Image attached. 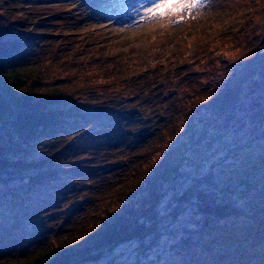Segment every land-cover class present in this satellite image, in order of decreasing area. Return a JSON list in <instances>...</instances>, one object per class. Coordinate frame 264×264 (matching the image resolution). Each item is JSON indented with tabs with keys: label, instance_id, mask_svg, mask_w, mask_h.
I'll use <instances>...</instances> for the list:
<instances>
[{
	"label": "trees",
	"instance_id": "16d2710c",
	"mask_svg": "<svg viewBox=\"0 0 264 264\" xmlns=\"http://www.w3.org/2000/svg\"><path fill=\"white\" fill-rule=\"evenodd\" d=\"M64 7L0 0V264H93L131 243L128 264H264L257 25L213 37L234 62L177 68L184 90L146 99L157 120L133 131L158 72L117 81L70 64Z\"/></svg>",
	"mask_w": 264,
	"mask_h": 264
},
{
	"label": "rangeland",
	"instance_id": "374dc122",
	"mask_svg": "<svg viewBox=\"0 0 264 264\" xmlns=\"http://www.w3.org/2000/svg\"><path fill=\"white\" fill-rule=\"evenodd\" d=\"M59 1L65 4L63 14L72 20L66 27L68 33L63 36L68 37L66 41L72 43L70 50L72 53L70 52L71 56L68 57L70 64L80 68L86 67V71L94 70V74L97 75L114 74V77L117 76L114 80L117 81L126 80L127 77L138 78L144 71L149 77H153L156 71L158 72V79L163 83V89L158 92L160 96H157V92L150 91L143 98L144 109L137 114L140 117L136 121L139 122V126H135L133 131H137L141 126L143 129L146 124L157 120L149 117L151 109L148 105L146 107L145 103L149 101L146 99L153 98L152 102L160 101L161 95H168V92H176L177 95L184 90L192 77L191 74L196 72L198 75L204 69H208L210 62L215 61L220 65L225 61V56L234 62L229 50L217 51L219 47L217 45L207 47L213 37L219 39L225 33L236 37L251 25L250 22H253V26L257 25L253 34H264V30L262 31L264 0H203L201 6L197 8L163 18H154L147 11L154 5L155 0ZM181 15L184 18L182 22H180ZM252 17L255 18L254 21ZM235 43L236 41L228 39L229 47ZM203 45L206 46V50ZM185 67L188 68V74L191 76L187 80L178 76L176 71L177 68ZM224 68L225 65L218 72L225 73ZM98 77L102 80L100 76ZM170 77L175 79L174 82H169ZM108 82L104 84L107 85ZM146 120L147 122L144 123ZM179 123H182V119ZM149 126L150 124L145 129ZM188 170L193 171V168ZM101 179L103 181L104 178ZM109 179L106 178V183ZM48 190L55 196L61 195L59 193L61 191H57L54 186L49 187ZM108 194L110 192L106 196ZM45 195L47 194L44 192L42 196ZM55 196L51 197L52 201ZM102 197L103 194L100 195V198ZM5 214L1 213V215ZM41 216L42 214L35 215L34 212L28 221L31 222L29 225L43 219ZM79 216H82V212ZM114 258L119 264H128L140 258V255L131 243L116 248L113 253L108 252L100 261L93 264H112Z\"/></svg>",
	"mask_w": 264,
	"mask_h": 264
},
{
	"label": "snow or ice",
	"instance_id": "6c2138e0",
	"mask_svg": "<svg viewBox=\"0 0 264 264\" xmlns=\"http://www.w3.org/2000/svg\"><path fill=\"white\" fill-rule=\"evenodd\" d=\"M203 0H155L153 6L147 11L154 18H163L171 15H180L185 10H191L201 6ZM183 16H180V22L183 21Z\"/></svg>",
	"mask_w": 264,
	"mask_h": 264
},
{
	"label": "water",
	"instance_id": "95a60500",
	"mask_svg": "<svg viewBox=\"0 0 264 264\" xmlns=\"http://www.w3.org/2000/svg\"><path fill=\"white\" fill-rule=\"evenodd\" d=\"M3 95H4L5 98L10 102V104H11L13 110H14V113H16L17 109H16L15 104L9 99V97H8L7 95H5L4 93H3Z\"/></svg>",
	"mask_w": 264,
	"mask_h": 264
}]
</instances>
